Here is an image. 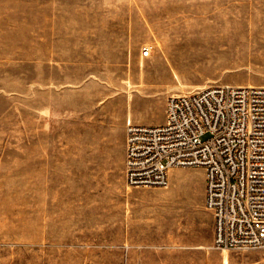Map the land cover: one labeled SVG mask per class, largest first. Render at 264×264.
Instances as JSON below:
<instances>
[{
  "label": "rangeland",
  "instance_id": "obj_1",
  "mask_svg": "<svg viewBox=\"0 0 264 264\" xmlns=\"http://www.w3.org/2000/svg\"><path fill=\"white\" fill-rule=\"evenodd\" d=\"M263 41L264 0H0V264H264L214 248L203 169L129 188L115 138L262 85Z\"/></svg>",
  "mask_w": 264,
  "mask_h": 264
},
{
  "label": "built area",
  "instance_id": "obj_2",
  "mask_svg": "<svg viewBox=\"0 0 264 264\" xmlns=\"http://www.w3.org/2000/svg\"><path fill=\"white\" fill-rule=\"evenodd\" d=\"M175 168L204 170L214 248L264 249V83L172 95L160 125L129 119L127 186L168 188Z\"/></svg>",
  "mask_w": 264,
  "mask_h": 264
},
{
  "label": "crops",
  "instance_id": "obj_3",
  "mask_svg": "<svg viewBox=\"0 0 264 264\" xmlns=\"http://www.w3.org/2000/svg\"><path fill=\"white\" fill-rule=\"evenodd\" d=\"M116 142L121 149V159L124 162L125 165V143H126V130L125 126H119L118 129L116 130L115 134Z\"/></svg>",
  "mask_w": 264,
  "mask_h": 264
},
{
  "label": "bare ground",
  "instance_id": "obj_4",
  "mask_svg": "<svg viewBox=\"0 0 264 264\" xmlns=\"http://www.w3.org/2000/svg\"><path fill=\"white\" fill-rule=\"evenodd\" d=\"M259 36V35H258ZM260 37V36H259ZM259 37H258V39H256V41H257V43H260V41H259ZM264 42V41H263ZM145 119V118H144ZM150 120H152V119H157V117H156V115H155V117L154 118H149Z\"/></svg>",
  "mask_w": 264,
  "mask_h": 264
}]
</instances>
